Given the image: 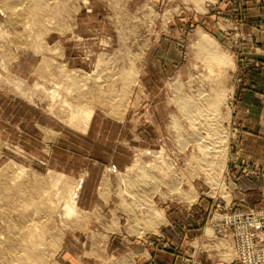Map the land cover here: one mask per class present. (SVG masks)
I'll list each match as a JSON object with an SVG mask.
<instances>
[{
  "label": "rangeland",
  "instance_id": "rangeland-1",
  "mask_svg": "<svg viewBox=\"0 0 264 264\" xmlns=\"http://www.w3.org/2000/svg\"><path fill=\"white\" fill-rule=\"evenodd\" d=\"M7 1H0V9L3 11L0 14V182L7 185L1 188L6 193L0 189V234L7 233L6 221L17 216V209L24 208L11 184L14 182L12 177L21 170H24V176L18 183L34 185L44 179L51 188L46 194L49 195L51 191L49 196H53L55 202L64 196L61 200L64 205L73 198L79 209L69 215L66 212L68 208H64L63 214L59 213L61 216L58 214L56 218L45 222L48 233L45 232L47 240L43 239L45 246L43 244L42 251H45L46 256L43 255L45 258L41 257L38 260L41 263L38 264H70L64 257V253L71 252L67 247L71 250L74 247L80 248V251L85 250L87 243H90L86 236L94 232H111L109 228H114L118 233L125 229L132 233L139 229L138 235L145 237L148 231H159L154 225L166 224V214L162 209L167 205L179 203L191 207L189 215L192 221L209 227L214 217H220L218 215L228 211L229 206L220 199L227 198V168H220L221 171L213 173L203 171L196 165V160L191 158L194 150L198 153L200 147L194 141L196 134L193 136L194 128L181 101L205 97L218 85L225 87L226 99L220 106L223 107L213 112L216 114L213 118L220 116L222 122L219 135L229 155V144L234 133L231 124L238 49L241 53L245 51L243 48L248 44L245 41L252 39L249 33L240 31L236 33L238 36L233 34L232 30L224 26L227 23L225 17L223 31L215 29L214 20L208 15V12L213 14L211 9L214 8V0H194L199 4L207 1L206 16L201 5L197 7L199 12H195L189 0H160L153 3L137 0L131 8L141 6L140 10L137 14L121 17L123 21L121 31L117 33L118 38L113 37L115 33L110 29H98L82 30L80 34L83 38L78 44L74 39H65L68 58L72 59L78 53L82 59L89 53L87 57L93 63L92 66L97 65L99 68L96 72H104L103 77L96 73L97 77L86 73L84 76L82 71L93 72L95 68L89 70L87 65L80 62L77 68L69 66L67 69L63 65L62 48L51 47L49 54L54 63L53 68L44 63L45 56L43 59L41 55L45 51L38 54L41 48L39 43L43 41H40V24L44 23L47 30L58 23L66 24L64 20L70 19L71 15H63L65 9L60 4L71 6L72 0H44L46 4L41 0L45 8L39 0H26L25 5L39 3V8L35 10L30 6L28 8L34 10L27 9L26 12L21 9L27 7L18 6L14 9L12 6L8 14L4 12H7ZM255 1L264 4V0ZM98 3L95 11L84 15V18L89 17L93 25L97 23L101 26L104 19L105 22L109 20L107 15L102 14L103 9L107 8L106 4L101 1ZM34 12L39 13L38 17ZM42 12L47 14L42 15ZM50 12L53 14L50 15ZM204 35L207 41H211L216 53L228 57V60L218 61L211 57L208 49L202 46ZM104 37H113L109 47L101 44ZM34 67L36 69L33 72ZM39 68L43 72L46 69L45 77L39 76L38 72H42L38 71ZM71 74L74 78H84L82 81L85 82L80 81L81 87H78L77 92V88L73 90L70 87L71 83H77ZM118 75L125 79L119 81ZM93 79L98 83V89L87 86V80ZM124 81L128 86H133L134 90L128 88L125 91ZM96 113L107 118L104 120L125 119L121 133L117 129H110L112 137L116 132V136L119 133L120 140L118 137L109 143H102L96 134L101 128L91 133L87 130ZM40 119V124L45 126L41 129L47 144L41 143L43 133L36 124ZM219 162L216 161V165ZM112 164L118 167L120 173L114 177V184L107 183L99 199L96 191L103 169H114ZM128 164L129 168L125 171V165ZM257 169L248 170L255 173ZM82 176L87 180L83 190L79 191ZM180 186L183 194L171 192ZM192 195H197L194 201L189 199ZM54 196H59V199ZM99 201L105 206L96 207ZM160 212L162 215L156 216ZM209 234L215 235L214 232ZM8 236L7 233L4 237ZM53 237L59 240L55 245L51 244ZM0 239L3 237L0 236ZM4 240L0 243V257L6 254L10 258L12 252L10 254L6 251L11 250L4 246ZM99 244L100 247L104 245L103 241ZM158 244L161 248L165 246L163 242ZM120 257L109 256L105 264H113ZM191 258V264H200L195 256ZM224 262L230 264L231 260ZM231 264H236V257Z\"/></svg>",
  "mask_w": 264,
  "mask_h": 264
},
{
  "label": "crops",
  "instance_id": "crops-1",
  "mask_svg": "<svg viewBox=\"0 0 264 264\" xmlns=\"http://www.w3.org/2000/svg\"><path fill=\"white\" fill-rule=\"evenodd\" d=\"M1 1V0H0ZM71 6L66 4L63 5L65 11L63 15H71L70 19L64 20L66 24L58 23L57 26L51 27L49 30L46 29V25L40 24L39 31L42 32L40 50L38 54L41 55L43 51L45 54L41 55L44 59H49L44 63L48 67L53 68V63L50 58L51 47L55 49L62 48L63 51V65L77 68L79 63L87 65L90 69L95 68L94 71L84 72L88 75L100 74L103 77L104 72H96L99 68L97 65H93L91 60L87 57V53L82 59L79 58L78 53L74 58H68L67 47L65 39H74L73 41L78 44L83 38L80 34L82 30H97L98 29H110L115 33L113 37H117L121 31V24L123 19L122 16H131L134 13L139 12L137 8H131L132 4L137 0H72ZM98 1L106 4L107 8L103 9V15H107L108 22L102 23V25H93L92 20H88L89 17L84 15L91 14L95 11V6H98ZM153 2H159L160 0H148ZM16 0H8L7 5H10L5 13L12 11V4ZM191 3L190 7L195 12H199L197 8L201 5L204 8L203 14L205 13V5L207 1L198 3L194 0H189ZM211 2V1H210ZM139 3V2H138ZM213 14L211 15L214 21L215 29L223 31L224 17L227 23L226 28L232 30L233 34L238 32L249 33L251 40L245 41L246 46L243 48L242 53L238 49V72L236 76V84L234 91V104H233V115H232V137L231 143L229 144V155L227 161V171L225 177L227 200L220 197L229 206V210H255L264 208V4H260L255 0H214ZM142 5V3H141ZM2 8V5H0ZM218 7V8H217ZM27 12L28 10L25 9ZM106 11V12H105ZM3 11L0 9V14ZM47 12H43L42 15H46ZM53 13L50 12V15ZM60 14V13H56ZM26 15V14H23ZM62 15V14H60ZM222 22V23H221ZM91 23V24H90ZM103 30V31H104ZM49 33H44V32ZM237 35V34H236ZM238 36V35H237ZM242 36H245L243 34ZM44 37V38H43ZM113 37H104L101 39V44L109 47L112 43ZM53 43L50 45V43ZM234 42H232L233 44ZM233 46V45H232ZM231 46V47H232ZM36 47V46H35ZM237 48V46H235ZM257 49V50H256ZM105 51V50H102ZM105 53V52H103ZM51 55H55L52 53ZM19 58V56H18ZM18 60V59H17ZM67 61V62H66ZM92 66V67H91ZM91 67V68H90ZM36 67H34V70ZM40 77H45L46 69L43 72L41 68L38 69ZM32 72V74H33ZM78 70V74H79ZM37 73V72H36ZM30 73V77L32 76ZM95 75L94 77H97ZM127 78V75H125ZM72 77V74H71ZM73 81H78L80 87L81 79L74 78ZM123 77V79H125ZM85 82V81H82ZM98 82V81H97ZM86 84V83H85ZM96 81L87 80V86L98 89ZM93 85V86H92ZM72 86V87H71ZM70 87L75 90L72 83ZM134 90L133 86L129 88ZM124 92V91H123ZM133 92V91H132ZM127 93V92H126ZM90 95V94H88ZM99 114H94L90 124L87 126V130L91 133L94 129L98 130V138L100 142L109 143L114 138L120 140L119 133L121 129L123 131L125 119L111 120L104 116L99 119ZM41 119L36 122L39 130L43 133L41 139L42 144H47L45 140V133L41 128ZM86 129V128H85ZM110 129H117L119 131L112 137ZM94 132V131H93ZM1 134V133H0ZM2 136V135H0ZM118 140V141H119ZM9 141V139H8ZM41 153V152H40ZM125 165V167L129 166ZM115 170L111 168H105L102 172L101 181L97 188L96 194L99 195L107 185V183L114 184V177L118 176L120 170L116 165H113ZM124 167V168H125ZM129 167L124 169L127 171ZM257 169L258 172L253 173L248 169ZM260 170V171H259ZM87 177V176H86ZM82 186L79 191L83 190L84 184L87 180L85 176H82ZM79 179V181L81 180ZM108 190V188H107ZM78 191V192H79ZM80 194L77 196L79 199ZM230 202V205L227 203ZM100 204L96 207H104L105 204L99 201ZM191 207L183 206L179 203L165 206L162 210L165 211L167 222L160 226L154 225L159 231H148L145 237L138 235L139 229L135 232H128L124 227V231L116 232V229L109 228L111 232L98 231L86 236L88 242L86 249L74 247L69 249L70 253H64L65 261L70 264H105L109 256L121 255L120 259L113 264H191V257L195 256V259L200 260V264H229L227 260H231V263L236 257V251L234 242L231 237L222 238L210 235L209 233L214 232L212 227L206 224L194 223L192 217L189 215ZM110 225V223L108 224ZM104 243L103 247H100V242ZM99 241V242H98ZM163 242L164 247H160L158 243ZM81 252V254H80ZM71 255V256H70ZM81 255L84 259L81 260ZM92 255V257H91ZM67 256V257H66ZM69 256V258H68ZM87 257V258H86ZM225 257V258H224ZM110 259V258H109ZM82 261H84L82 263ZM230 263V264H231Z\"/></svg>",
  "mask_w": 264,
  "mask_h": 264
},
{
  "label": "bare ground",
  "instance_id": "bare-ground-1",
  "mask_svg": "<svg viewBox=\"0 0 264 264\" xmlns=\"http://www.w3.org/2000/svg\"><path fill=\"white\" fill-rule=\"evenodd\" d=\"M41 2L42 1L39 0V3L45 8V6H44L45 1H44V3L43 2L41 3ZM15 3L16 4L12 5L13 8L14 7H18V6H21L19 8L27 7V8H22L21 10H25V9L26 10L27 9L31 10L30 8H28L30 6H31V8H34V9L35 8H39V5H40L39 3L31 4L30 6L25 5L26 4V0H17ZM7 8H8V5H7ZM14 9H16V8H14ZM34 9H32L31 11H33ZM33 14L34 15L37 14L36 17H38V15H39V13H35V12ZM42 14H43V12H42ZM205 37L207 38V36L204 35V39L202 41V42H204V45H202V46L204 48L208 49V52L210 53L211 57L216 58L218 61H226V60H228V57L220 55V54H217L218 52L216 53V50L214 49L212 44H210L211 41H207L208 38L206 40ZM112 78L115 79V75H113ZM117 78H118L119 81L120 80L123 81V76L122 75H118ZM83 80H84V78H83ZM97 81H98V79H97ZM127 82H128V80H127ZM127 82L124 81V90L125 91H126V89L128 90V88H130V86H128ZM72 85L74 86V88H77L76 89V92H77L79 90L78 87H80V85L78 84V81H77V83L76 82H74V84L72 83ZM221 88H222V86L218 85V86H216L215 89L210 91L211 93L209 95H205V97L204 96L202 98L201 97L200 98L196 97L197 99L189 98L188 100L187 99L186 100L183 99L181 101V106L184 109V111L186 112L187 118H188L192 128H194L193 136L196 134V136H195L196 139L194 141L198 142L199 143V147H200V148L197 149L198 153H196V151L194 150L195 153L192 154L191 158L193 160H196V165L198 167H201V170L209 171V172L211 171L212 173L216 172V171H218V172L221 171L220 168H226L227 161H228L227 160L228 159V153L226 152V149L223 148V144H222L223 138H222L221 135H219V132L221 131L220 130V127H221L220 124H221L222 121L220 119V116H218L217 119L213 118L216 115L214 113L217 110H220V108L223 107V106L220 107L221 106V102L224 99H226V98H224V88L225 87L223 86V88L222 89ZM80 95H82V94H80ZM109 95H110V93H109ZM77 103H78V101H77ZM223 103L224 102H222V104ZM216 105H218V106H216ZM207 109H209V110H207ZM188 127H189V125H188ZM191 138H192V136H191ZM216 161L217 162L220 161L219 165H216ZM208 168H210V169H208ZM174 169L176 170V168H173V170ZM212 170H215V171H212ZM23 171L24 170H21V172H19L18 174H16L15 176L12 177V181H14V182L11 183V184H13L12 185L13 188L18 193L20 201L22 202L21 205L24 206V208L17 209V213H16L17 216L14 217V218H9L6 221L8 223V224L7 223L6 224L8 225L7 226V233L9 235L8 236L9 238L8 237H4L7 233L5 235L3 233L4 236L2 234H0V236L3 237L2 240L8 238V240L7 239L4 240L6 242V244L4 243V246L6 245L5 247L9 248L11 251H9L8 249L6 250V248H5V250L7 252H10V254L12 252V254L10 255L11 256L10 258L6 257L8 255H6V254L4 255L3 254L5 256V258H4V256L1 253V255L3 257H0V264H36V263L38 264V263H41L38 260L39 259L41 260V257H43V255L46 256L45 251H42L43 244L45 246V243H43V239L44 238L46 239V237H47V236L45 237V235H46L45 232L47 231V228L45 229V226H44L45 222L49 221V220L51 221L55 216L57 217L59 213L61 214V212L63 214V210H65L66 208H68V210L66 209V212L68 211L69 215H73L75 212H77L79 210V209L77 210L76 202L73 200V198H71V200H68V202L66 201L65 204L63 205V204H61L62 203L61 200L64 198L63 195H62L63 198L61 196L62 199L60 198L61 200H58L56 202L53 200V198H52L53 196L52 197L49 196L50 194H52L51 191H50V194L47 195L46 193H49L48 190L49 189L51 190V188L49 187L50 185L48 186L49 182L45 181L44 179H40V181H37V184H34V185L30 183V180H29L30 184H28V185H26L25 182L22 183L21 181H20L21 183H18V181L20 179H22L23 176H24ZM143 173H144V171H143ZM7 177H9V175H7ZM51 180H53V179H51ZM12 181H10V182H12ZM23 181H24V179H23ZM25 181H27V183H28V180H25ZM168 184L170 185L171 183L168 182ZM10 186H8V188ZM6 187H7L6 184H2L0 182V189L1 188H6ZM166 187H168V186H166ZM181 188H182L181 186L179 188H174V190H172L171 192L172 193H182L183 190ZM57 191H58V188H57ZM1 192L2 193L3 192L6 193V191H2V189H1ZM1 192H0V194H1ZM60 194H62V193L60 192ZM66 195H68V194H66ZM21 197H22V199H21ZM58 197L56 198L54 196V198H56V199H59ZM71 197H73V196L71 195ZM196 197H197V195H195V196L192 195V197H189V199L194 201V199H196ZM7 199H8V197H7ZM14 207H16V206H14ZM140 209H142V208H140ZM71 212H74V213L72 214ZM0 213H1V211H0ZM161 213L162 212L156 213V216L162 215ZM66 214L67 213H65V215ZM69 215H67L66 217H68ZM154 215H155V212H154ZM3 216H5V214ZM6 217H7V215H6ZM161 219H163V217H161ZM1 229H3V228H1ZM46 233H48V231ZM2 240L0 239V243H3ZM56 241H57L56 237H53V239H52L53 243H51V244L55 245ZM1 247L3 248V246H1ZM45 256L43 258H45ZM42 263H43V261H42Z\"/></svg>",
  "mask_w": 264,
  "mask_h": 264
},
{
  "label": "built area",
  "instance_id": "built-area-1",
  "mask_svg": "<svg viewBox=\"0 0 264 264\" xmlns=\"http://www.w3.org/2000/svg\"><path fill=\"white\" fill-rule=\"evenodd\" d=\"M227 210L211 220L215 236L233 239L236 264H264V208Z\"/></svg>",
  "mask_w": 264,
  "mask_h": 264
}]
</instances>
